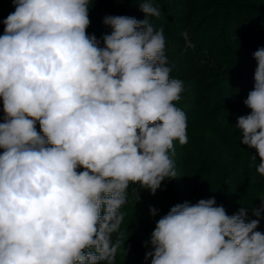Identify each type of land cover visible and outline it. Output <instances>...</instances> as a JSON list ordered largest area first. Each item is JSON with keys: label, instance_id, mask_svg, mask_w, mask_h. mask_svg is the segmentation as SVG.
I'll list each match as a JSON object with an SVG mask.
<instances>
[{"label": "clouds", "instance_id": "obj_1", "mask_svg": "<svg viewBox=\"0 0 264 264\" xmlns=\"http://www.w3.org/2000/svg\"><path fill=\"white\" fill-rule=\"evenodd\" d=\"M93 2L12 0L2 21L0 264H115L130 185L155 195L177 178L174 143H188L175 104L184 82L171 78L164 28L152 23L157 0H131L143 20L105 16L111 32L100 39L87 32ZM253 58L243 101L251 111L234 125L264 177V47ZM259 201L250 221L244 207L229 215L215 197L175 204L156 221L145 260L264 264Z\"/></svg>", "mask_w": 264, "mask_h": 264}, {"label": "trees", "instance_id": "obj_2", "mask_svg": "<svg viewBox=\"0 0 264 264\" xmlns=\"http://www.w3.org/2000/svg\"><path fill=\"white\" fill-rule=\"evenodd\" d=\"M157 3L161 16L152 18V23L164 28L171 78L184 82V91L175 104L187 116L188 143H174L172 158L177 178L162 182L155 195L139 189V185H130L128 202L122 208V235L113 236L121 240L115 264H151L150 258L145 260L149 250L145 242L156 221L175 204H194L215 197L229 215L244 207L250 221L256 217L249 205L258 206L264 197V177L256 173L254 166L259 161L250 159V155H257L256 150L240 143L239 130L234 125L237 117L251 111L243 101L254 86L257 65L253 53L264 47V0ZM14 11L12 0H0V35L3 19ZM108 15L145 18L139 5L131 0H94L89 10L88 34L98 39L110 34L111 29L103 24ZM185 32L195 44L194 49L186 48ZM150 206L159 210L157 216L150 215ZM257 230L264 233V213Z\"/></svg>", "mask_w": 264, "mask_h": 264}]
</instances>
